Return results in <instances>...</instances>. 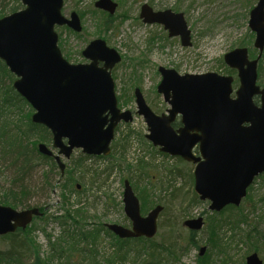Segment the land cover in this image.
Returning <instances> with one entry per match:
<instances>
[{
  "label": "water",
  "instance_id": "95a60500",
  "mask_svg": "<svg viewBox=\"0 0 264 264\" xmlns=\"http://www.w3.org/2000/svg\"><path fill=\"white\" fill-rule=\"evenodd\" d=\"M64 1L22 0L23 10L0 19V60L16 76V92L34 110L33 123L52 133V147L58 153L45 144L38 149L53 157L62 173L66 165L61 157L70 159L74 150L87 156H109L117 125L132 121L131 112L118 108L111 73L122 60L116 50L98 39L82 53L89 64L74 65L63 57L55 27L82 31L77 13L71 19L62 15ZM95 6L110 15L118 8L112 0H99ZM140 18L145 24L163 25L170 37H181L184 47L192 45L183 13L155 12L145 4ZM249 28L255 34L258 58L250 60L247 49L242 48L224 57L230 68L239 71L235 98L232 78L216 73L180 75L165 67L159 68L158 92L171 107L168 115H156L141 91L135 92L137 114L148 127L146 138L160 152L196 165L195 192L201 201L210 202L212 212L240 206L255 179L264 174V89L258 85V62L264 52V0H258L250 12ZM256 97H260L259 104ZM177 116H181L182 128L175 131L172 124ZM123 203L131 229L116 224L107 228L122 239H153L164 208L157 206L142 216L140 200L129 181L125 182ZM42 215L36 207L17 210L0 204V236L25 230ZM184 226L200 231L204 219L187 220ZM205 252L206 247L201 248L200 256ZM246 263L264 264L256 253Z\"/></svg>",
  "mask_w": 264,
  "mask_h": 264
},
{
  "label": "rangeland",
  "instance_id": "374dc122",
  "mask_svg": "<svg viewBox=\"0 0 264 264\" xmlns=\"http://www.w3.org/2000/svg\"><path fill=\"white\" fill-rule=\"evenodd\" d=\"M98 1L65 0L63 15L70 18L71 13L76 12L81 18L83 30L74 33L67 27L57 26L58 44L65 59L73 64L88 62L82 56V51L94 40H104L108 47L116 50L122 56V61L112 71L118 105L124 111H131L134 119L130 123H122L116 131L115 141L124 145L118 146L116 156L110 155L106 159L87 158L78 150L70 160L62 158L67 166L65 171L69 173L65 172L63 178L54 176L58 187L48 196L40 191L42 194L39 193L31 200V205L44 207L43 217L49 219L35 220L26 229L36 247V255L33 254L27 263L36 264L40 257L48 261V264L49 260L51 264H95V261L96 264H109V260L113 261L111 264H140L142 261L135 258V252L126 261L117 258L116 239L105 232L100 233L95 245L85 240L78 249H73L72 241L78 237L80 229L70 221L65 223L63 216L69 211L75 216L83 213L80 215L84 216L81 226L90 230L100 224L129 227L130 221L124 213L123 205L124 178L130 174L125 163L134 165L141 156H145L151 166L143 178L145 182H139V186L151 183L156 188L151 195L153 203L150 202V205H155L143 214L146 215L157 205L164 207L159 218L160 233L166 231L168 234V228L160 230L161 224L167 221L182 228L185 221L203 217L206 225L197 233L196 240L200 248H207L205 254L212 255V264H246V257L250 253L252 255L248 250L255 245L260 252L253 253H257L264 262V174L249 189L250 200L247 196L241 205L249 215V221L237 227L224 224L222 236L227 243L233 239L226 249V255L219 254L215 248L212 250L208 223L214 212L209 210L210 202L199 199L198 203L192 202L196 194L195 166L179 163L176 158L165 157L157 152L146 139L147 125L143 117L137 115L134 98L135 89L140 88L147 105L156 113H163L169 105L157 92L162 79L159 67L174 68L181 74H223L227 67L224 56L244 43L248 47L249 59L256 60L258 51L254 48L255 35L249 28V18L258 0L250 7L251 2L248 0H112L118 5L112 16L95 7ZM12 3L11 0L7 1L9 8ZM144 4L151 6L154 11L183 13L192 33V46L183 47L179 37H169L163 25L143 23L139 14ZM22 9L23 6L18 11ZM7 15H10L8 11ZM261 61L260 84L264 86V62ZM5 83L10 84L8 80ZM28 108L24 113H27ZM171 168L181 172V176L172 183L173 188L179 189L173 198L170 196L172 190L166 191L170 179H173L169 173ZM44 170L47 167L39 166L31 180L41 182ZM105 170L111 173L110 177L107 174L96 177V173ZM12 172L9 163L0 158V197L12 186ZM137 181L141 180L133 175V183ZM64 197L69 199L68 203L64 202ZM253 231L255 234L250 235L248 240L247 234ZM69 234L71 238L68 241ZM188 234V229H183L182 236ZM259 239L261 241L258 243ZM180 246L181 258L176 260L166 256L169 261L167 264H197L200 248L186 247L183 241ZM5 247L0 241V249Z\"/></svg>",
  "mask_w": 264,
  "mask_h": 264
},
{
  "label": "trees",
  "instance_id": "16d2710c",
  "mask_svg": "<svg viewBox=\"0 0 264 264\" xmlns=\"http://www.w3.org/2000/svg\"><path fill=\"white\" fill-rule=\"evenodd\" d=\"M7 1L9 0L0 1V19L6 16L7 11L12 14L17 12L20 7H22L21 0H11L13 3L10 8L8 7L9 5L7 4ZM254 1L255 0H248V2H251L249 3V7ZM261 62H264V55ZM6 80H8L10 84L7 85L5 83ZM14 80V75L10 73L6 65L0 60V158L8 162L10 167L13 168V180L11 181L12 186L2 197H0V204L17 210H26L36 207L40 208L42 212H45L43 206L31 205V200L37 197L40 191L45 192L48 196V194L54 191L57 186L54 176L63 178L69 172L66 171V174L62 175L53 158L40 154L38 145L40 143L50 145L52 143V134L44 126L37 125L32 122L31 117L33 110L29 104L14 90ZM27 106H29L28 111L27 113H24ZM119 145L120 144H118L117 141L114 142L112 146L113 156H116ZM123 146L124 145H120V147ZM121 157L123 158L122 155ZM138 160L139 161H137L134 165L128 164L127 162L125 163V166L130 174L124 178V181L127 179L131 182L134 189L137 191L135 192L142 202V211L143 213H146L151 206L153 207L155 205H150V202L153 203L151 195L156 188H154L151 183L149 185L144 184L142 187L139 186V182H145L143 178L147 176L146 171L150 168L151 164L145 160V156H141ZM79 162L82 163V160ZM39 166L47 167V170H44L41 175V182L38 183L32 181L31 177L33 172L37 170ZM77 169L78 168H76V170ZM74 173L75 172H73V175ZM169 173L173 179H170L171 181L168 183L166 191L171 189L172 191L169 192L170 196L173 198L176 196L179 189L173 188L172 183L176 181L178 176H181V172L177 171L175 168H171L169 169ZM96 174L97 178H100L101 175L104 174H107L109 177L111 176V173H107V170ZM133 175L141 181L133 183ZM61 188L63 187L61 186ZM250 198L251 195H248L247 199L250 200ZM198 199L199 198L195 194L192 202L198 203ZM68 201L69 199L64 197V202L68 203ZM82 214L83 213H77V216H75L73 212L69 211V213L63 216L65 223L70 221L80 229L78 237L74 239L75 241H72L74 247H71L75 250L78 249L81 242L85 240L89 241L92 245H95L98 241L97 239L99 238L100 233L102 232H105L107 235L116 239L117 244L115 251L117 253V258L126 261L128 256L135 252V258L142 261L140 264H167L169 261L166 256L179 260L181 258L180 244L182 241L186 247L192 246L200 248V244H198L196 240V235L199 232L188 230V236L183 237V229L186 228L184 226H182V228L175 226L170 221L162 223L160 226V230L168 228V234L165 231L164 234L159 232L154 239L139 238L123 240L116 237L113 233L106 229L104 224H100V226L94 227L91 230L85 229L81 226L84 221V216L80 217ZM223 216L226 218H223ZM48 219L49 217L45 219L44 217H41L36 220L42 221ZM248 221L249 215L245 213L243 206H229L220 213H214V216H212L210 222L208 223V230L210 229L209 241L211 240L210 243L212 244V250L215 248L219 251V254L226 255V249H228L230 242L232 243L233 241V239H231V241L227 243L225 238L222 236L221 232L224 228V224L237 227L241 223H247ZM253 233L255 234V231L247 234L248 240L250 235H253ZM70 238L69 234L67 240L69 241ZM0 241L4 244V246H6L2 250L0 249V264H28L27 262L30 260V257L33 256V254L36 255V247L29 237V230H20L17 233L2 236L0 237ZM260 241L261 240L259 239L257 242L259 243ZM242 243H244L243 240ZM249 251L252 253L260 252L257 245L252 247L251 250L249 249L248 252ZM212 260L213 258L211 254H205L204 257H200L198 255L197 264H212ZM36 262V264H48V261L45 262L40 257L37 258ZM112 262L113 261L111 260L108 261L109 264ZM94 263L96 264L97 262L95 261ZM49 264H51L50 260Z\"/></svg>",
  "mask_w": 264,
  "mask_h": 264
},
{
  "label": "flooded vegetation",
  "instance_id": "af4514ba",
  "mask_svg": "<svg viewBox=\"0 0 264 264\" xmlns=\"http://www.w3.org/2000/svg\"><path fill=\"white\" fill-rule=\"evenodd\" d=\"M142 8V7H141ZM73 13H76V12H73ZM140 14H141V10H140ZM140 14H139V17H140ZM71 15H72V13H71ZM71 15H70V18H68V19H71ZM79 16V15H78ZM79 18H80V16H79ZM141 19V18H140ZM80 20H81V18H80ZM142 21H143V19H141ZM143 23H144V21H143ZM168 34H169V32H168ZM169 37H170V35H169ZM180 38V40H181V37H179ZM192 42V41H191ZM181 44H182V40H181ZM183 46V45H182ZM192 46V45H191ZM191 46H189V47H191ZM244 46V47H243ZM184 47V46H183ZM247 49V51H248V47H245V43L244 44H242L241 45V47H238L237 49ZM234 51V50H233ZM83 52V51H82ZM121 56V55H120ZM225 57V56H224ZM121 58H122V56H121ZM251 60H254V59H251ZM88 61V60H87ZM122 61V60H121ZM90 63V61H88V62H86V63H81V64H89ZM224 63H225V61H224ZM73 64V63H72ZM75 65H77V64H75ZM103 64H100V66H102ZM225 65H226V63H225ZM227 66V65H226ZM116 67V66H115ZM114 67V68H115ZM114 68H113V70H114ZM160 68V67H159ZM167 69H174V68H167ZM112 70V71H113ZM174 70H176V69H174ZM112 71H111V73H112ZM180 75H185V74H187V73H185V74H181L178 70H176ZM212 73H216V72H212ZM159 74L161 75V73H160V71H159ZM216 74H218L219 76H223V77H229V78H232L233 79V82H232V88H233V94H232V97L233 98H235L236 97V92L238 91V89H239V87H240V78H239V71L237 70V69H233V68H230V67H226V72L225 73H223V74H219V73H216ZM112 77H113V74H112ZM161 77H162V75H161ZM260 64L258 65V84H259V86L261 87V89H264V86L263 85H261L260 84ZM113 79H114V77H113ZM114 81H115V79H114ZM161 81H162V79H161ZM161 81H160V83H161ZM160 83L158 84V87H159V85H160ZM158 87H157V92H158ZM137 89H139L140 91H141V93H142V90L140 89V88H136L135 89V91H134V98H135V92H136V90ZM158 94L159 95H162L163 96V94H160L159 92H158ZM142 95H143V93H142ZM143 97H144V95H143ZM163 98H164V96H163ZM145 99V98H144ZM135 100H136V98H135ZM165 100V99H164ZM166 102V101H165ZM259 102H260V98L259 97H257L256 98V103L257 104H259ZM167 103V102H166ZM168 104V103H167ZM169 105V104H168ZM118 108L121 110V111H124L123 109H121L120 107H119V105H118ZM171 107H170V105H169V108L168 109H166L165 110V112H163V113H159V112H155V111H153L152 109V111L156 114V115H158V116H162V115H168V110L170 109ZM131 114H132V119H134V117H133V113L131 112ZM123 122H120L118 125H117V127H116V129H115V138H116V131H117V129L118 128H120V125L122 124ZM172 127H173V129L175 130V131H178L180 128H182V122H181V116H177L176 117V120L174 121V123L172 124ZM115 138H114V140L112 141V143H111V146H110V148H112V146H113V144H114V142H115ZM112 153H113V150H112ZM158 153H160V152H158ZM195 153H196V155H198V150L196 149L195 150ZM160 155H163V156H165L164 154H162V153H160ZM112 156V155H111ZM165 157H168V156H165ZM177 159V161L179 162V163H184V164H192V165H194L195 166V164H193V163H188V162H186V161H183L182 159H180V158H176ZM196 167V166H195ZM142 203V202H141ZM107 225V224H106ZM125 227V226H124ZM128 229H131V223H130V226L129 227H127Z\"/></svg>",
  "mask_w": 264,
  "mask_h": 264
}]
</instances>
